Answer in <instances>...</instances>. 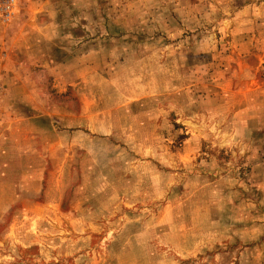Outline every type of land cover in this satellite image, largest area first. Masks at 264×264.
<instances>
[{
    "label": "rangeland",
    "instance_id": "obj_1",
    "mask_svg": "<svg viewBox=\"0 0 264 264\" xmlns=\"http://www.w3.org/2000/svg\"><path fill=\"white\" fill-rule=\"evenodd\" d=\"M0 28L56 60L55 116L107 117L0 160V264H264V0H17Z\"/></svg>",
    "mask_w": 264,
    "mask_h": 264
},
{
    "label": "crops",
    "instance_id": "obj_2",
    "mask_svg": "<svg viewBox=\"0 0 264 264\" xmlns=\"http://www.w3.org/2000/svg\"><path fill=\"white\" fill-rule=\"evenodd\" d=\"M29 10H32V8ZM33 28L26 27L25 29H20V31L28 33L29 29L33 31ZM1 32H3L2 28H0V160L7 161L17 158L18 160L37 161L41 165L44 155L46 157L51 155V150L48 151L49 153L45 152V148L42 147L43 143L53 144L51 136L43 137L45 135L43 130L46 128L48 131H57L58 127L54 125V121L57 119L58 124L65 127L60 130L62 137L60 142L66 146L72 144L71 136L75 135V130L84 128L85 135L88 131L90 134L106 132L104 129L107 128V117L106 115H102L101 108L99 114L96 116V118H99L98 121H93L86 114L87 111L92 110L91 107L87 108V106L84 107L83 105L79 109L71 110L70 115L67 113L65 115L55 116L58 111L62 110L65 113L67 112L66 107V109H60L58 102L52 100L51 90L47 87V80H50V78L51 80L53 79V88H57V82L61 80L60 76L62 75H59L55 70L57 68L54 66L56 60L9 59L5 52L6 45ZM13 42H16V39ZM14 55L17 54L15 53ZM41 66H44L46 71L42 72L40 70ZM70 119L71 127L69 124ZM97 129L103 131H98ZM52 134L54 133L52 132ZM55 138L59 137L55 135ZM54 142L58 141L55 140ZM65 161H67V158H65ZM7 166L8 164L6 163ZM6 167L2 169L3 173L1 175L3 176L6 172H9L6 170ZM41 168L33 165L29 168V171L31 169L32 171L28 174L22 172L23 168L17 174L19 177L34 176L36 181L41 174L38 169ZM2 184L1 189H5L3 190L1 200L3 207H9L10 202L15 198V193L13 196H10V191H17L18 194L19 192L21 194L30 192L27 190L26 185L21 186L22 183L19 187L17 186V190L15 186L11 187L4 180ZM33 190L34 192H40L41 186L37 187L35 183ZM25 197L22 196L23 203L25 204H52V200L49 198L39 203L36 200L33 201L35 198L33 196L31 199Z\"/></svg>",
    "mask_w": 264,
    "mask_h": 264
},
{
    "label": "built area",
    "instance_id": "obj_3",
    "mask_svg": "<svg viewBox=\"0 0 264 264\" xmlns=\"http://www.w3.org/2000/svg\"><path fill=\"white\" fill-rule=\"evenodd\" d=\"M17 0H0V21L7 22L14 16Z\"/></svg>",
    "mask_w": 264,
    "mask_h": 264
}]
</instances>
